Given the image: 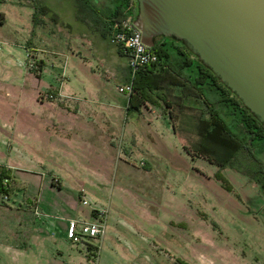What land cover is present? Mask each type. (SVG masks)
<instances>
[{"label": "rangeland", "instance_id": "1", "mask_svg": "<svg viewBox=\"0 0 264 264\" xmlns=\"http://www.w3.org/2000/svg\"><path fill=\"white\" fill-rule=\"evenodd\" d=\"M41 4L48 7L46 15ZM67 10L56 0L0 1L5 14L0 23V161L40 173L17 171L15 180L35 187L41 196L40 219H53L44 228L56 232L55 252H43L30 262L264 264V146L254 151L259 163L243 154L232 165L221 166L189 153L168 117H159L162 124L152 142L145 133L146 114L139 118L136 150L125 156L132 137L122 141L119 131L107 166H100L81 141L56 142L55 92L61 82L70 77L67 94L89 97L85 88L94 83V68L110 92L118 90L114 77L102 72L95 49L80 48L86 60L71 53L74 35L56 23V12L66 21ZM34 56L44 59L38 93L35 78L25 76L28 58ZM37 96L47 102L40 103ZM42 121L50 129L46 133ZM56 175L61 187L52 184V178L59 182ZM78 205L82 214L91 207L107 209L104 241L96 239L92 245L67 238L64 219Z\"/></svg>", "mask_w": 264, "mask_h": 264}, {"label": "crops", "instance_id": "2", "mask_svg": "<svg viewBox=\"0 0 264 264\" xmlns=\"http://www.w3.org/2000/svg\"><path fill=\"white\" fill-rule=\"evenodd\" d=\"M57 1L63 4L64 10L68 9L65 12L67 15L65 17L66 21H61L60 12H56L59 20L56 23L62 29L68 28L67 34L71 33V35H74V39L69 45L71 53L80 55L81 47L95 49L98 52L96 57H98L103 68L102 72H106V78L110 77L107 74L110 73L116 80V86L124 84L129 75L127 55L110 40L113 15L119 7V0ZM58 10L61 11L60 7L56 11ZM4 19L5 14L2 13V21ZM71 23L74 25V30L71 29ZM27 53L29 56L28 51ZM78 58L86 60L87 57L80 55ZM33 59L37 60V62L42 59L44 62L43 58H38L37 56H34ZM4 68L6 67L4 66ZM91 70V75L97 76L96 70L94 68H91ZM43 72L44 63L37 70H33L28 66L25 72L26 77L35 78L37 93L41 91L38 86L41 83ZM96 76L93 79L94 83L89 88H85L89 97L84 95L82 98H77L67 94L66 90H68V83L71 81L70 77L68 78L69 82H61L60 87L56 89V142H68L70 144L71 142L81 141L86 148L92 150L100 166H107L113 157L112 150L110 151L111 142L119 131V138L122 141L125 138L132 137L133 143L131 146L124 149L125 156L130 157L136 150L141 132V121L139 118L140 115L144 116L146 114L149 118L144 117L147 122H144L147 125L145 133L152 142L155 140L153 134H155L156 126L162 124L158 119L164 116V118L168 117L172 132L180 136L184 147L186 140L175 131L173 119L169 114V107L162 99H158L155 102H144L139 107L130 106L127 93L119 92L118 90H116V93L110 92L105 82L99 80ZM110 93L112 97H110ZM37 99L42 104L47 102L38 98V96ZM186 101L196 106H203L204 104L201 97L192 96L187 98ZM159 109L160 112H157ZM152 115L155 116L154 119H150ZM52 124L54 126L55 122H52ZM45 125L46 123L44 124L42 121L43 129L41 131L44 133L50 130L46 129ZM119 126L120 129L118 128ZM54 130L55 127L52 132ZM0 165L9 168L11 178H14V181H11L13 190L7 194V198H4V192L0 191V264H32L30 262L31 258H37L43 252H55L56 232L44 228L52 223L53 219L50 218L51 220L47 219L44 222L40 219L43 213L41 196L39 197L35 187H31L26 180L18 182L15 178H18L17 171H22V173H40L29 167L16 165L15 162L11 161H0ZM56 177L58 176L56 175ZM58 178L59 182H53L52 178V184L56 183L61 187L63 183L61 178ZM80 194L82 195V193ZM93 208L81 210L85 213L82 214L78 205L76 213L68 215L64 220L66 222L70 217L94 220L96 216ZM35 209L39 211V214L35 213ZM80 214L84 216L81 217ZM107 237L105 230L101 237L91 238L89 241H81L80 243L93 245L95 243L94 240L104 241ZM37 264L44 263L39 261Z\"/></svg>", "mask_w": 264, "mask_h": 264}, {"label": "trees", "instance_id": "3", "mask_svg": "<svg viewBox=\"0 0 264 264\" xmlns=\"http://www.w3.org/2000/svg\"><path fill=\"white\" fill-rule=\"evenodd\" d=\"M125 3L119 0L113 18L121 14ZM40 10L46 15L48 7L41 4ZM152 48L158 59L135 73L128 97L130 106L162 99L169 107L175 131L185 138L184 147L193 155L223 166L248 154L259 163L254 151L256 146H264V125L240 98L180 40L161 36ZM43 63L38 60L40 67ZM192 96L201 97L203 106L186 101ZM10 176V169L0 165L1 192L9 194L13 190L9 181H3Z\"/></svg>", "mask_w": 264, "mask_h": 264}, {"label": "water", "instance_id": "4", "mask_svg": "<svg viewBox=\"0 0 264 264\" xmlns=\"http://www.w3.org/2000/svg\"><path fill=\"white\" fill-rule=\"evenodd\" d=\"M141 41L180 40L264 125V0H136Z\"/></svg>", "mask_w": 264, "mask_h": 264}, {"label": "built area", "instance_id": "5", "mask_svg": "<svg viewBox=\"0 0 264 264\" xmlns=\"http://www.w3.org/2000/svg\"><path fill=\"white\" fill-rule=\"evenodd\" d=\"M1 1V0H0ZM137 10L136 0H126L122 7L121 14L113 19L112 32L110 40L114 42L119 49L127 55V64L129 68L128 79L124 84H118L120 92L128 95L133 91V77L135 73L157 61L158 55L152 46L141 41V30L136 26L133 17ZM2 21V12L0 11V23ZM3 40L0 39V46ZM28 66L31 69H39L37 60L28 58ZM6 182V178L3 180ZM7 198V193H4ZM82 203H87L85 198ZM96 219L89 220L84 218L70 217L67 219L66 236L74 242L89 241L91 238L101 237L106 230L107 209L93 208ZM35 213L39 211L35 209Z\"/></svg>", "mask_w": 264, "mask_h": 264}]
</instances>
